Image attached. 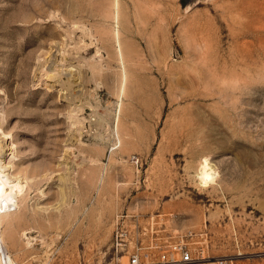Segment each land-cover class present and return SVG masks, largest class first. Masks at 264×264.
Returning <instances> with one entry per match:
<instances>
[{"label":"rangeland","instance_id":"obj_1","mask_svg":"<svg viewBox=\"0 0 264 264\" xmlns=\"http://www.w3.org/2000/svg\"><path fill=\"white\" fill-rule=\"evenodd\" d=\"M0 146V264H264V0H0Z\"/></svg>","mask_w":264,"mask_h":264},{"label":"built area","instance_id":"obj_2","mask_svg":"<svg viewBox=\"0 0 264 264\" xmlns=\"http://www.w3.org/2000/svg\"><path fill=\"white\" fill-rule=\"evenodd\" d=\"M196 236L197 233H194L193 231H190L188 234H186V237H189L191 240H194ZM187 240L188 238L185 239L184 236H181L177 240H172L169 242L166 245L168 248L161 249V261L166 264L178 262L183 264H191L204 257L205 248L203 246H200L198 249L192 248ZM193 242H197V240ZM127 264H141L139 254L133 253L130 261Z\"/></svg>","mask_w":264,"mask_h":264},{"label":"bare ground","instance_id":"obj_3","mask_svg":"<svg viewBox=\"0 0 264 264\" xmlns=\"http://www.w3.org/2000/svg\"><path fill=\"white\" fill-rule=\"evenodd\" d=\"M0 148L2 147L0 146ZM6 166L7 164H5L4 161L2 162L0 159V219L5 218V216L8 215L7 213L2 212L5 203L8 201V196L13 192L17 193L22 191L23 187H25V185H23L24 180L22 178L6 173Z\"/></svg>","mask_w":264,"mask_h":264}]
</instances>
